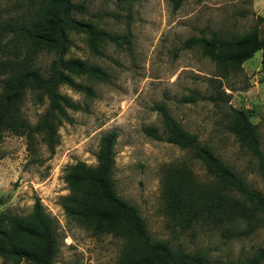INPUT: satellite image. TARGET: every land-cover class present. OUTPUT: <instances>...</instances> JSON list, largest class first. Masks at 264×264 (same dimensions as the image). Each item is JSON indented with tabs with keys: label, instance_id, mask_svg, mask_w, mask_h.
I'll return each instance as SVG.
<instances>
[{
	"label": "rangeland",
	"instance_id": "374dc122",
	"mask_svg": "<svg viewBox=\"0 0 264 264\" xmlns=\"http://www.w3.org/2000/svg\"><path fill=\"white\" fill-rule=\"evenodd\" d=\"M92 17L114 35L130 34V42L107 41L102 55H95L82 33H71L66 57H79L104 67L110 81L88 76L94 96L67 84L60 91L81 105L68 109L72 122L59 127L54 151L47 137L37 136L35 151L24 135L6 131L0 138V212L25 215L40 199L54 218L59 238L55 264H116L124 240L112 234H95L91 228L67 217L62 198L70 193L66 169L77 161L97 163L101 136L117 130L113 178L121 197L135 205L145 218L153 238L168 241L188 252L203 250L213 260H245L264 247V227L240 236L225 237L221 228L199 223L181 230L165 214L163 187L167 172L186 164L199 181L212 176L192 151L145 131L155 126L166 135L156 103L187 130L208 144L248 186L264 197V178L256 157L229 130L231 106L249 110L257 124L264 151V65L262 50L242 68L222 75L216 62L199 46L186 47L193 36L218 32L237 36L250 30L257 16L264 17V0H184L173 9L170 0H87ZM30 0H0V25L21 21L28 15ZM264 36V22L259 24ZM13 33L0 32V61L18 56ZM22 55L26 47L20 49ZM18 53V52H17ZM20 55V56H22ZM55 58L53 51H40L35 63L46 73ZM0 75V88L2 78ZM196 96V101L184 100ZM48 100L38 101L29 91L23 112L36 123L47 110ZM241 223L240 227H244ZM0 264H13L0 256Z\"/></svg>",
	"mask_w": 264,
	"mask_h": 264
},
{
	"label": "trees",
	"instance_id": "16d2710c",
	"mask_svg": "<svg viewBox=\"0 0 264 264\" xmlns=\"http://www.w3.org/2000/svg\"><path fill=\"white\" fill-rule=\"evenodd\" d=\"M86 1L30 0L31 8L21 21L1 23L0 32L13 33L18 56L0 61V75H4L0 88V138L6 131L24 135L29 148L35 151L37 136L43 135L54 151L53 143L60 125L73 120L68 109L81 108L78 102L60 91V86L67 84L94 96V88L78 81V77L110 81V74L99 64L66 57L72 44V32L84 34L95 55L103 54L102 46L107 41L130 42V34L114 35L100 27L93 19L98 14L91 13ZM183 1L170 0L175 10ZM262 22L264 17L258 15L256 24L243 34L223 36L212 32L209 37L188 38L185 46H199L204 55L216 62L221 74L227 75L240 70L257 51L264 52V36L259 29ZM22 46L26 47L23 55ZM43 50L55 53L46 73L35 63L37 54ZM30 90L38 101L48 100L47 110L36 123H32L22 109ZM184 100L193 102L197 97L187 96ZM154 109L161 116L166 135L155 126H148L145 131L156 139L192 151L212 176L208 181H199L188 165L172 167L163 187L167 217L181 230L206 223L221 228L225 237L248 234L264 227V197L251 189L208 144L201 143L196 133L172 116L164 103H156ZM250 117L249 110L231 106L228 128L256 157L264 178V151L257 124ZM117 138L115 129L101 136L95 165L77 161L66 169L64 179L70 193L62 198L68 218L91 228L95 234L123 238L116 264H264V247L248 259L223 261L211 259L203 250L191 253L166 240L153 238L138 208L117 191L113 178ZM241 223L244 227H240ZM58 248L56 222L40 199L25 215L0 212V256L5 260L13 264H55Z\"/></svg>",
	"mask_w": 264,
	"mask_h": 264
}]
</instances>
